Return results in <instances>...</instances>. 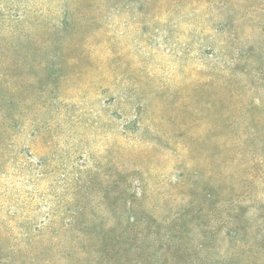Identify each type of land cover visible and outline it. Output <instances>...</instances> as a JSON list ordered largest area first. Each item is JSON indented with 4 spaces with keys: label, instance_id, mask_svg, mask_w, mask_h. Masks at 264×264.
Segmentation results:
<instances>
[{
    "label": "rangeland",
    "instance_id": "rangeland-1",
    "mask_svg": "<svg viewBox=\"0 0 264 264\" xmlns=\"http://www.w3.org/2000/svg\"><path fill=\"white\" fill-rule=\"evenodd\" d=\"M0 264H264V0H0Z\"/></svg>",
    "mask_w": 264,
    "mask_h": 264
}]
</instances>
